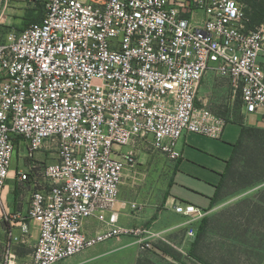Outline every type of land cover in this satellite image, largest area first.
<instances>
[{"label": "built area", "instance_id": "built-area-1", "mask_svg": "<svg viewBox=\"0 0 264 264\" xmlns=\"http://www.w3.org/2000/svg\"><path fill=\"white\" fill-rule=\"evenodd\" d=\"M31 2L44 7L42 23L0 41V199L24 149L22 229H39L30 264H58L121 237L151 248L156 235L122 225L117 209L125 173L140 171L137 146L178 164L185 136L223 139L227 121L197 105L210 73L240 94L243 115L264 120V24L247 31L237 0ZM43 153L54 162L37 160ZM173 210L195 239L204 213L183 203Z\"/></svg>", "mask_w": 264, "mask_h": 264}, {"label": "rangeland", "instance_id": "rangeland-1", "mask_svg": "<svg viewBox=\"0 0 264 264\" xmlns=\"http://www.w3.org/2000/svg\"><path fill=\"white\" fill-rule=\"evenodd\" d=\"M254 1L249 0L248 4L241 1L243 9ZM32 11L44 13L31 0H0V41L9 31L22 28L27 14ZM198 106L206 107L225 119L227 128L221 140L193 134L181 140L180 150L184 159L182 168L186 173L194 175H202L203 170L210 173L219 171L224 167L223 160L232 155L230 145L236 144L240 138L241 128L236 125L237 122L242 121L246 126L258 128L255 117L242 114L240 94L233 95L229 81L218 76L209 75L204 80ZM263 123L264 120L261 125ZM243 146L234 160L219 202L202 220L192 225L198 234L203 220L207 219L205 233L195 255L191 252L196 238L188 237V222L174 210L163 208V201L169 196L174 183L176 164L150 146L140 145L135 152L140 171L134 177V188L126 191L123 197L130 196L142 206V211L150 208L160 211L158 217L161 214V228L143 226L156 235L147 239L151 248H145L139 239L121 238L120 241L125 240L122 245L111 246L112 242L101 244L58 264H264V181L242 188L246 181L240 176L246 166L245 151H256L257 143L249 136ZM23 150L17 149L15 152L13 170L25 167ZM123 150L128 151L127 148ZM36 159L54 162L52 157L47 160L44 153L37 154ZM258 167L262 168L261 165ZM254 175L257 178L263 176V173L256 172Z\"/></svg>", "mask_w": 264, "mask_h": 264}, {"label": "crops", "instance_id": "crops-1", "mask_svg": "<svg viewBox=\"0 0 264 264\" xmlns=\"http://www.w3.org/2000/svg\"><path fill=\"white\" fill-rule=\"evenodd\" d=\"M197 17L202 19L204 15L199 13ZM259 61L264 68V56H261ZM209 75L214 74H208L204 80H206ZM251 117L256 118L258 128H264V125H261L263 120L259 116L252 115L250 118ZM224 137L225 134L223 138ZM233 145L235 144L230 145L232 154ZM182 147L183 145H181V148ZM184 151L185 149L183 148V152ZM231 158L232 155L229 159L223 160L224 167L218 169L219 171L210 173L203 170L202 175L186 173L182 168L184 159L181 160L176 164L174 183L171 186L169 196L163 201V208L172 211L177 204H191L200 209L204 215H207L215 208L220 200L219 199L215 203L213 202L217 193V188L222 182V175L226 172L228 162ZM134 179L133 174L128 172L123 180L121 195L117 206L120 212V223L127 227H143L150 225L152 229L161 228V214L158 217L160 211L156 208H150L144 209L139 215H134L131 211L130 204L135 201L132 200L130 196H127L128 198H125V196L123 197L126 191L129 192V190L134 188ZM29 200V184L22 183L16 176V170H12V175L7 182L4 195L0 199V264H30L32 261L35 245L39 237V229L37 225L31 223L30 231L26 234L23 232V225L29 222L27 218L30 206ZM177 215L181 216L179 214ZM184 218L186 223L189 222L188 218ZM121 238L124 239L129 237ZM115 240L110 241L112 242L111 246H119L125 243V240Z\"/></svg>", "mask_w": 264, "mask_h": 264}, {"label": "trees", "instance_id": "trees-1", "mask_svg": "<svg viewBox=\"0 0 264 264\" xmlns=\"http://www.w3.org/2000/svg\"><path fill=\"white\" fill-rule=\"evenodd\" d=\"M237 1L241 5H242L241 1H244L247 4L249 3V0H237ZM249 5H245L244 7V12L246 16L245 26L247 31L253 30L256 26L260 24H264V0L261 1L255 0L253 4H249ZM35 6L36 8L39 7L44 10V7L41 4H37ZM35 13L34 11H32L29 14H27L25 25L22 28H20L18 31L22 32L33 24L42 23L45 17V10L44 13H41L39 11H36ZM241 108H242V100H241ZM236 124H238L241 128L240 138L238 142L235 145H233L232 158L228 162L226 172L222 175V182L218 186L216 196L213 199L214 203L220 199L222 189L230 177L234 160L244 148L243 145L249 136H252L254 138L255 142L257 143V146H256V151H249V150L245 151V153H247L245 155L247 157L245 162L246 166L244 168V172L240 174V176L242 177V179H246V181L244 182L242 188H247L255 185L256 183L264 181V128L249 127L246 126L242 121H239ZM259 165H261L262 168H259L258 167ZM256 172L257 173L262 172L263 176L256 178V176L254 175V173ZM206 223H207V219L203 220V223L198 229L196 240L192 246V252H191L192 255H195L198 244L205 233Z\"/></svg>", "mask_w": 264, "mask_h": 264}]
</instances>
